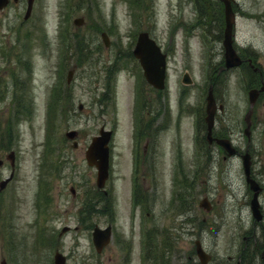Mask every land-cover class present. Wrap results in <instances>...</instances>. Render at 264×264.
Wrapping results in <instances>:
<instances>
[{
	"label": "rangeland",
	"instance_id": "374dc122",
	"mask_svg": "<svg viewBox=\"0 0 264 264\" xmlns=\"http://www.w3.org/2000/svg\"><path fill=\"white\" fill-rule=\"evenodd\" d=\"M232 5L236 14L234 47L250 54L264 79V0H232ZM25 9L26 0H10L0 10V180L10 173L6 154L11 150L15 162L13 177L0 190V260L52 264V254L59 249L67 264H149L142 259L150 217L146 198L149 178L155 174V197L160 195L156 201L164 205L180 164L187 209L179 216L169 213L156 218L155 227L161 233L153 241L162 256L159 264L192 263L196 238L224 264H234L245 245L250 250L262 247L263 256H256L250 264H264V193L259 197L263 212L260 224L250 212L252 193L244 181L241 159L223 160L214 148L212 156L196 150L198 155L192 160L194 125L204 114L209 85L223 107L217 123L228 126L240 151L245 147L242 128L247 89L253 87L250 85L256 76L248 70L244 74L224 71L215 81L211 74L215 63L223 59L222 2L34 0L27 18ZM76 17L83 18L81 24L73 23ZM142 29L167 53V78L160 92L150 90L144 78L140 80V70L131 57L136 34ZM101 32L108 34L109 47L104 46ZM69 69L72 74L67 81ZM184 71L192 77L187 84L181 82ZM52 88L60 89L63 95L56 106L52 105ZM252 115V172L264 185V91ZM220 116L224 120H218ZM102 124L115 133L109 142L107 191L94 204L88 228L79 222L78 210L85 192L94 191L96 171L87 165L84 151ZM148 124L162 129L159 147L154 156L151 149L141 155L144 139H139L137 160L135 132ZM69 129L79 133L76 147L65 137ZM178 145L184 153L180 163L174 157ZM198 167L199 172L193 175ZM135 175L143 191L139 192L143 201L136 207ZM43 181L51 188V200L40 212L36 201ZM71 185L76 187L74 197ZM45 196L44 192V203ZM203 196L215 204L220 225L213 223V213L198 206ZM36 220L42 230L39 237L53 233V244L37 245ZM108 223L112 225L111 241L96 252L92 227ZM62 226H69V230L59 235ZM154 245L151 243V248ZM228 255L229 260L225 258Z\"/></svg>",
	"mask_w": 264,
	"mask_h": 264
},
{
	"label": "water",
	"instance_id": "95a60500",
	"mask_svg": "<svg viewBox=\"0 0 264 264\" xmlns=\"http://www.w3.org/2000/svg\"><path fill=\"white\" fill-rule=\"evenodd\" d=\"M16 1V0H14ZM33 0H27V8L24 17L26 18L31 10ZM224 4V21L225 26L223 30V47H224V59L225 66L232 67L239 65L241 59L237 55L235 49L232 46L233 42V28L235 23V14L231 7L230 0H221ZM8 0H0V9L3 8L7 4ZM74 23L81 24L82 18H75ZM103 42L105 45H108L109 40L106 34L103 32L101 34ZM134 56L139 60V63L143 69V75L145 79L154 87L162 88L164 85V77H165V53L161 52L159 46L155 43V41L150 38L147 32H139L137 36V40L135 46L133 48ZM69 75L71 71L68 72ZM264 84H262L259 88H251L248 90V99H249V109L247 110L244 120L246 123L245 128L243 129V133L250 137V124H251V113L252 106L258 97L259 93L263 91ZM219 108H222V105H219ZM216 109L215 100L212 96L211 90L208 91L206 96V117L205 121L207 122L208 134L207 138L210 137L211 127L213 125V115ZM110 131H105L103 128L100 129V135L92 138L90 145L88 146L85 156L88 164L95 165L97 168V177L96 182L97 186L101 187L104 183L105 178L107 177V168H108V147L107 141L109 139ZM75 131L71 130L66 132V136L69 138L74 137ZM216 142L221 145L227 152L228 155H232L235 153L236 149L231 145L229 139L226 138H216ZM76 142L73 144L75 145ZM7 158L13 164V152H10L7 155ZM242 159V167L243 172L246 178V182L249 184L250 189L253 191V196L250 200V207L252 210V214L255 219L260 220L261 214L259 211V204L257 200V195L260 190V186L255 182L252 178H250V155L247 151H245L241 155ZM1 163V160H0ZM12 176V173L10 174ZM9 178L2 180L0 182V189H2L5 183ZM205 200L200 201V205H203ZM66 228H63L65 230ZM111 234L110 226H106L101 229L97 225L93 227L92 231V241L97 251H101L102 247L106 245L109 241ZM197 243V254L200 258L202 264H205L207 259V255L200 248V244ZM0 264H7L5 260H1ZM54 264H65V257L59 253L55 252L54 254Z\"/></svg>",
	"mask_w": 264,
	"mask_h": 264
},
{
	"label": "flooded vegetation",
	"instance_id": "af4514ba",
	"mask_svg": "<svg viewBox=\"0 0 264 264\" xmlns=\"http://www.w3.org/2000/svg\"><path fill=\"white\" fill-rule=\"evenodd\" d=\"M241 58L243 59V62H246L247 65H249V66L251 65L248 62V59H249L248 56H245V57L241 56ZM222 64H223L222 61L218 62V65H219L220 69H223ZM247 65H245L244 67H248ZM232 70L233 69H230V71H232ZM257 74H258V72H257ZM152 97H153V95H152ZM162 114L164 116V112ZM216 115L217 114H215V122L217 120L216 119ZM204 116H205V114H203L202 117L199 116L196 124L194 125L193 140H192V151H193L194 155L192 157V160L194 161L195 150L197 149L198 144L201 141L204 143L205 155L212 156L213 153H214V148H215L216 152L221 154V158L223 160L227 159L228 157L225 156L224 151L217 146V144L215 143V141L213 139L214 137H218V135H219L216 132V126L213 128L212 133H211L213 138H211L210 142H207V140L205 138L206 124L204 123ZM175 117H176V113H175V110H174L173 120H175ZM161 130H162L161 128H159V129H156V127L152 128L151 124H148L146 128L141 130V131L145 132L147 134V136L149 135L148 139H149L150 143L147 142L144 147L150 146V148L152 150V156H154V152L156 151L155 149H157L159 147L158 139H159L160 135H158V134H159V132ZM183 155H184V153L180 152L177 156H174V157L179 159V161H181ZM192 173H193V175H195L194 171ZM154 176H155V174L152 173V179L150 178V181L151 180L152 181L150 182V187H149V190H148L149 193L147 195V201H148L149 209H150V211L147 212V214L150 216L149 220H148V228H149V233L151 234V236L152 235H156V234L158 235V234L161 233L155 227L156 218L158 216H164L165 214H169V213H174L177 216H179V215H182L185 212V210H186L185 193H184V189L183 188H179L176 192H172L171 196L166 199L165 204L164 205H159V203L156 201V198L160 199V195L157 194V196L155 197V191H154V186H153ZM252 176L257 181H259V183H260V185L262 187L260 193L261 194L264 193V185L261 184V181L258 180V177H256L253 172H252ZM208 200H209V205H210V210L209 211L211 212V214L213 213V215H212L213 220L212 221H213V223L220 225L221 222H222L221 215H220L219 212L217 213L214 210L215 204L213 203V201L210 198H208ZM157 208H159V209L156 211ZM261 212H262V206H261ZM262 215H263V212H262ZM184 217L185 216L183 215V221L185 219ZM259 223L262 224V221H260ZM215 228H216V231L218 233L216 225H215ZM179 236L180 235H177V238ZM245 239H247V236H245ZM257 248H258V251L260 249L258 255L263 256V251H262L263 248L262 247H257ZM193 253L195 254V252H193ZM254 253H255V250H250V248H248V246H246V245L243 246L242 250H240L238 252V255L236 256V260H235L234 264H236L237 262H239L240 264H250V262H252L253 259L256 257V255L252 256ZM225 258L227 260H229L231 258V256L228 255ZM258 259H260V258H258ZM190 264H199V261L197 259H195ZM207 264H224V263L223 262H218L217 258L215 257V254L211 253L209 261H208ZM261 264H262V262H261Z\"/></svg>",
	"mask_w": 264,
	"mask_h": 264
},
{
	"label": "trees",
	"instance_id": "16d2710c",
	"mask_svg": "<svg viewBox=\"0 0 264 264\" xmlns=\"http://www.w3.org/2000/svg\"><path fill=\"white\" fill-rule=\"evenodd\" d=\"M258 83V82H257ZM256 83V84H257ZM52 105H53V102H52ZM222 127H224V129H223V134H224V136H226V133H227V131H228V126L225 124V123H223L222 124ZM8 129V128H7ZM6 129V130H7ZM7 134H9V132L8 131H5ZM4 135V133L2 134V136ZM91 199H92V197H91ZM83 211H86V216L85 215H82L81 216V223L84 225V226H86V225H88L89 224V222H90V214H92L94 211H95V208H94V203H92L90 200L89 201H87L86 203H85V205H84V208H83Z\"/></svg>",
	"mask_w": 264,
	"mask_h": 264
}]
</instances>
